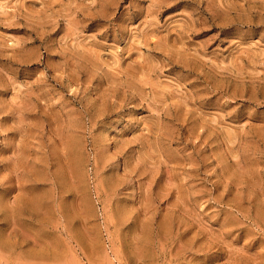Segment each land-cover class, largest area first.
I'll use <instances>...</instances> for the list:
<instances>
[{"label":"rangeland","instance_id":"obj_1","mask_svg":"<svg viewBox=\"0 0 264 264\" xmlns=\"http://www.w3.org/2000/svg\"><path fill=\"white\" fill-rule=\"evenodd\" d=\"M0 264H264V0H0Z\"/></svg>","mask_w":264,"mask_h":264}]
</instances>
